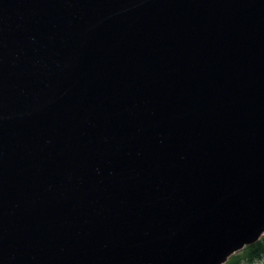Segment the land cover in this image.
I'll list each match as a JSON object with an SVG mask.
<instances>
[{
	"label": "water",
	"instance_id": "1",
	"mask_svg": "<svg viewBox=\"0 0 264 264\" xmlns=\"http://www.w3.org/2000/svg\"><path fill=\"white\" fill-rule=\"evenodd\" d=\"M263 235L264 0H0V264Z\"/></svg>",
	"mask_w": 264,
	"mask_h": 264
},
{
	"label": "trees",
	"instance_id": "2",
	"mask_svg": "<svg viewBox=\"0 0 264 264\" xmlns=\"http://www.w3.org/2000/svg\"><path fill=\"white\" fill-rule=\"evenodd\" d=\"M264 256V237L255 244L232 256L226 264H254Z\"/></svg>",
	"mask_w": 264,
	"mask_h": 264
},
{
	"label": "rangeland",
	"instance_id": "3",
	"mask_svg": "<svg viewBox=\"0 0 264 264\" xmlns=\"http://www.w3.org/2000/svg\"><path fill=\"white\" fill-rule=\"evenodd\" d=\"M262 237H264V235ZM243 264H247V263H243ZM254 264H264V256L261 258V260L255 262Z\"/></svg>",
	"mask_w": 264,
	"mask_h": 264
}]
</instances>
